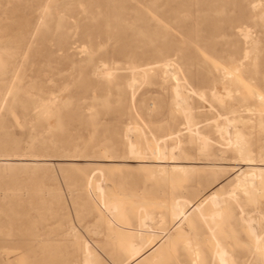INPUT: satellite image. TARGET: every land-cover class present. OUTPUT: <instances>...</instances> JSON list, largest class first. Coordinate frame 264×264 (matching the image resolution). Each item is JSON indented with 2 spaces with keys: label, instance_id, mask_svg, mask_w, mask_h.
I'll list each match as a JSON object with an SVG mask.
<instances>
[{
  "label": "rangeland",
  "instance_id": "rangeland-1",
  "mask_svg": "<svg viewBox=\"0 0 264 264\" xmlns=\"http://www.w3.org/2000/svg\"><path fill=\"white\" fill-rule=\"evenodd\" d=\"M263 168L264 0H0V264H264Z\"/></svg>",
  "mask_w": 264,
  "mask_h": 264
},
{
  "label": "bare ground",
  "instance_id": "bare-ground-1",
  "mask_svg": "<svg viewBox=\"0 0 264 264\" xmlns=\"http://www.w3.org/2000/svg\"><path fill=\"white\" fill-rule=\"evenodd\" d=\"M80 5V4H79ZM243 37V36H242ZM246 53V52H245ZM244 53V54H245ZM2 65V64H1ZM103 65V64H102ZM116 65V64H115ZM147 69V68H146ZM179 71H180V69H179ZM107 73H108V71H107ZM167 74H169V73H167ZM108 75V74H107ZM144 76H145V74H144ZM170 76V75H169ZM176 76V75H175ZM174 78V77H173ZM146 79H148V78H146ZM133 85V84H132ZM177 85V84H176ZM181 86V88H182V85H180ZM176 87H174V90H175V92H174V94H175V98H176V102H178V104L180 103V104H182V103H185V97L181 94V92H180V87L179 88H176ZM192 90H194V89H192ZM186 91H189L188 89L186 90ZM227 91H229V90H227ZM190 93V92H189ZM212 93V92H211ZM231 93V92H230ZM188 94V93H187ZM195 94V93H194ZM217 94V93H216ZM228 94H229V92H228ZM220 95V94H219ZM226 95H227V93H226ZM213 96V95H212ZM229 96V95H228ZM215 97V96H214ZM216 98H217V100L218 101H220L221 100V98L217 95L216 96ZM49 102V101H48ZM118 102V101H117ZM116 102V103H117ZM177 104V103H176ZM175 104V105H176ZM179 104V105H180ZM222 104V103H221ZM43 105H44V103H43ZM43 105H41V106H43ZM44 107V106H43ZM40 108V107H39ZM40 110V109H39ZM40 112H41V110H40ZM184 118H186L185 120L187 121V123L189 124V126L191 125V126H193L192 124H191V122H192V117L189 115V114H186V117H184ZM184 120V121H185ZM234 121V120H233ZM237 121V120H236ZM229 123V122H228ZM187 124V125H188ZM262 124V123H261ZM183 125V124H182ZM190 126V127H191ZM199 126V125H198ZM184 127V126H183ZM195 127H197V125L195 126ZM229 127V126H228ZM192 128V127H191ZM191 128H189V129H191ZM215 129H216V127H215ZM218 129V128H217ZM217 129H216V131H217ZM219 130L221 131L222 130V127H219ZM226 133H227V131H228V129H227V127H226ZM179 131L177 130L176 131V134L178 133ZM189 132V131H188ZM181 133V132H180ZM190 133V132H189ZM192 134L194 133V131L193 132H191ZM221 133V132H220ZM225 133V134H226ZM236 134H235V136H234V141H233V143H234V145L233 146H236L237 147V149H238V151L240 150L241 152H243V151H245V149L246 148H244V146H245V143H246V140L244 139V137H243V135H242V133L240 132V130L239 131H237V132H235ZM195 134L198 136V137H201L202 138V134H200V132L199 131H196L195 132ZM221 135V134H220ZM174 136H176L177 137V135H175L174 134ZM189 137H191V134H190V136ZM195 137V136H194ZM182 140V139H181ZM208 139H206V141H207ZM128 141H129V139H128ZM197 141H198V139H197ZM230 141V140H229ZM184 142V141H183ZM204 143V145H206V143H205V141L204 142H202L201 141V144H203ZM232 142L230 141V144H231ZM130 144V143H129ZM178 144V143H177ZM179 145V144H178ZM178 145H177V147H178ZM176 146V145H175ZM177 147H175V148H177ZM175 148H173V147H171L170 149H169V151H171L172 152V149H174L175 150ZM130 149H131V152H132V154H133V152L135 151V146H134V144L133 145H131V147H130ZM202 149H203V147H202ZM202 149H201V151H202ZM164 150V149H163ZM204 150V149H203ZM251 153V152H250ZM240 154H242V153H240ZM246 154V153H245ZM134 155V154H133ZM165 156V155H164ZM175 156V155H174ZM23 161V160H22ZM10 162V161H9ZM159 162V161H158ZM248 162V161H247ZM185 163V162H184ZM203 165V164H202ZM249 165H251L250 163H249ZM172 170L174 171V170H183V168L185 169V166H183V165H181V164H179V163H177V164H173L172 166ZM250 167H252V165L250 166ZM260 170V173H261V171L262 170H264V168L263 169H259ZM240 173H242L241 175H236L235 177H236V179H237V183L236 184H238V185H243V186H245L247 183H249L250 182V178L253 176V174H247V173H244V172H240ZM259 173V174H260ZM255 176V175H254ZM249 186V185H248ZM251 186V185H250ZM240 187V186H239ZM235 190V189H234ZM245 194V193H244ZM215 195H216V193H213V194H211V196L210 197H208L209 198V200H211V199H213L214 197H215ZM234 198V197H233ZM217 202L218 201H216L215 202V204H217ZM189 203H182V202H179V203H176V204H174V207H173V213H172V216L174 217V219L176 218L177 220H182L183 221V219H185L187 216H188V214L190 213H188V210H186V206L188 205ZM190 205V204H189ZM202 206H201V203H199V204H197V205H195V207H194V209H196V210H199L200 208H201ZM238 207V206H237ZM194 209L192 210V211H194ZM191 211V212H192ZM215 213H217V212H215ZM215 213H213V214H211V217L213 218L214 216L216 217V215L217 214H219V213H217V214H215ZM243 213V212H242ZM243 215V214H242ZM246 217V216H245ZM248 218V217H247ZM245 219V218H244ZM248 220V219H247ZM247 220H245L246 222H247ZM251 220V219H250ZM253 221V220H252ZM248 222H250V221H248ZM254 222V221H253ZM248 224V223H247ZM251 230H252V228H251ZM142 231V230H141ZM253 231V230H252ZM254 232V231H253ZM262 241V240H261ZM218 244H220V243H218ZM143 245H144V243H142V244H138V245H136V248L135 249H133V251H132V254L133 255H136L137 253H139L140 251H141V249H142V247H143ZM218 246V245H217ZM84 255H85V261H84V263L86 262V263H88V264H90L89 262H90V259L91 258H93V252L91 251V248L88 246V245H86L85 246V248H84ZM217 253H218V257H219V260H221V261H223V262H226V260H225V256L223 255L224 254V249H219V250H217ZM224 256V257H223ZM220 262V261H219Z\"/></svg>",
  "mask_w": 264,
  "mask_h": 264
}]
</instances>
